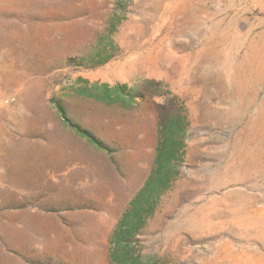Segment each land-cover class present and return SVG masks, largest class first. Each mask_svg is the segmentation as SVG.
I'll use <instances>...</instances> for the list:
<instances>
[{
    "label": "rangeland",
    "instance_id": "obj_1",
    "mask_svg": "<svg viewBox=\"0 0 264 264\" xmlns=\"http://www.w3.org/2000/svg\"><path fill=\"white\" fill-rule=\"evenodd\" d=\"M158 115L181 147L167 186L140 192ZM262 116L264 0H0V264H52L44 215L68 149L94 169L80 198L116 215L100 264H264Z\"/></svg>",
    "mask_w": 264,
    "mask_h": 264
},
{
    "label": "crops",
    "instance_id": "obj_2",
    "mask_svg": "<svg viewBox=\"0 0 264 264\" xmlns=\"http://www.w3.org/2000/svg\"><path fill=\"white\" fill-rule=\"evenodd\" d=\"M69 165L62 169L61 199L52 202L45 212L44 252L52 264H100L108 261V250L103 241L108 239L116 224L114 213L102 211L100 202L89 191L88 199L80 198L84 189V173L91 172L87 179L93 186V168H81L77 153L68 149ZM65 184L67 191H64ZM84 196V195H83ZM97 200V201H96ZM31 214V213H30ZM29 215V213H28ZM29 217V216H27ZM19 264H27L20 260Z\"/></svg>",
    "mask_w": 264,
    "mask_h": 264
},
{
    "label": "trees",
    "instance_id": "obj_3",
    "mask_svg": "<svg viewBox=\"0 0 264 264\" xmlns=\"http://www.w3.org/2000/svg\"><path fill=\"white\" fill-rule=\"evenodd\" d=\"M102 86L104 88L107 89L108 92H113L116 89H120V90H124L125 85H121V84H116L114 86H109L107 83H102ZM85 96H92L90 94H84ZM102 102L105 103H119V95H117L116 97H104L103 99H98ZM56 108L60 114V116L66 120L67 124L73 128L74 130H76V132L82 136L88 139V141L95 145L98 146L100 148H102V144L99 140H97L95 137H93L89 132H87L86 130L80 129L79 127H77L76 125L70 123L66 117H65V112L63 107L61 106L60 103L56 102ZM163 108L162 106L159 107ZM157 128H158V144L156 147V155H155V170H156V175L152 174L150 175V177L148 178L146 184L143 186V188L141 189L140 192L143 191H151L152 186L155 185V182H160L163 187L167 186L168 180H169V175H167V172H162V168L164 167V165H162V161L164 160H172V158L174 157L175 153L180 149L181 147V140L179 141H170L169 137H168V131H167V125L166 123H163V119L161 118L160 115H158V123H157ZM178 129L180 130V132L184 131V126H180L178 127ZM158 174V176H157ZM155 181V182H154ZM150 188V189H149ZM164 189V188H163ZM143 210V209H142ZM150 211V209H149ZM148 215V213L146 212V216ZM138 227H134V232L136 231Z\"/></svg>",
    "mask_w": 264,
    "mask_h": 264
},
{
    "label": "bare ground",
    "instance_id": "obj_4",
    "mask_svg": "<svg viewBox=\"0 0 264 264\" xmlns=\"http://www.w3.org/2000/svg\"><path fill=\"white\" fill-rule=\"evenodd\" d=\"M147 53V52H146ZM152 54V53H151ZM143 57H147L146 55H143V56H140L138 58V60H141V58ZM148 60L152 61L153 63H155L158 68L160 66H162L163 68V62H162V58H159L158 55L154 56V57H151V58H148ZM134 61V60H133ZM130 62L132 61H128L126 62L127 65L130 64ZM143 63H147V61H142ZM132 64V63H131ZM145 65V64H144ZM194 69V68H193ZM200 69L203 71V72H206V70L200 66ZM200 70V71H201ZM121 73V71H119ZM156 72V71H155ZM257 79V77H255ZM260 78V77H259ZM260 80V79H259ZM238 89L240 91V85H238ZM240 94V92H239ZM254 95V94H253ZM253 95H251L253 97ZM243 104L239 102V104H237V108H236V111H235V114L237 116H240V113H242L243 111H245V109L243 108ZM249 114V113H248ZM258 120L257 124L255 125V135H256V140L257 142H255L256 144L260 145V146H264V116L256 119Z\"/></svg>",
    "mask_w": 264,
    "mask_h": 264
}]
</instances>
